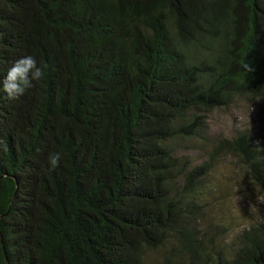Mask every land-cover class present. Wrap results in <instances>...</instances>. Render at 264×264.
<instances>
[{
  "label": "trees",
  "instance_id": "trees-1",
  "mask_svg": "<svg viewBox=\"0 0 264 264\" xmlns=\"http://www.w3.org/2000/svg\"><path fill=\"white\" fill-rule=\"evenodd\" d=\"M25 55L46 75L0 93V264H264V216H226L217 176L264 213V0H0V75ZM257 99V135L180 153Z\"/></svg>",
  "mask_w": 264,
  "mask_h": 264
},
{
  "label": "rangeland",
  "instance_id": "rangeland-1",
  "mask_svg": "<svg viewBox=\"0 0 264 264\" xmlns=\"http://www.w3.org/2000/svg\"><path fill=\"white\" fill-rule=\"evenodd\" d=\"M260 100L248 103H237L232 107L213 111L208 115L209 142L200 144L198 149L186 147L180 153L190 157L194 163H201L206 157L209 145L220 138H230L238 132L246 131L250 135H257L263 129L259 119ZM228 170L230 172H228ZM233 170V171H232ZM227 175L223 178V173ZM217 176L221 178L224 186L226 206L224 211L240 225L254 223L264 216L262 210V194L260 190L249 180L238 174L234 164L227 158L220 161V169ZM228 188V191H227Z\"/></svg>",
  "mask_w": 264,
  "mask_h": 264
},
{
  "label": "clouds",
  "instance_id": "clouds-1",
  "mask_svg": "<svg viewBox=\"0 0 264 264\" xmlns=\"http://www.w3.org/2000/svg\"><path fill=\"white\" fill-rule=\"evenodd\" d=\"M45 70L33 55L21 56L13 60L0 75V93L8 101H17L29 92L34 85L45 78ZM62 162V154L50 153L47 157L49 170H54Z\"/></svg>",
  "mask_w": 264,
  "mask_h": 264
}]
</instances>
